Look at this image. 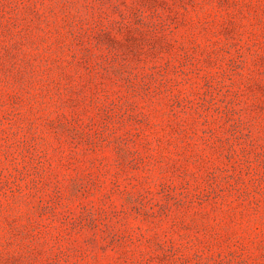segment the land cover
<instances>
[{
    "label": "rangeland",
    "instance_id": "rangeland-1",
    "mask_svg": "<svg viewBox=\"0 0 264 264\" xmlns=\"http://www.w3.org/2000/svg\"><path fill=\"white\" fill-rule=\"evenodd\" d=\"M0 264H264V0H0Z\"/></svg>",
    "mask_w": 264,
    "mask_h": 264
}]
</instances>
